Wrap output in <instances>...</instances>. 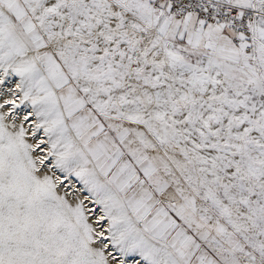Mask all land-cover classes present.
I'll list each match as a JSON object with an SVG mask.
<instances>
[{"label":"snow or ice","instance_id":"obj_1","mask_svg":"<svg viewBox=\"0 0 264 264\" xmlns=\"http://www.w3.org/2000/svg\"><path fill=\"white\" fill-rule=\"evenodd\" d=\"M0 264H264V0H0Z\"/></svg>","mask_w":264,"mask_h":264}]
</instances>
